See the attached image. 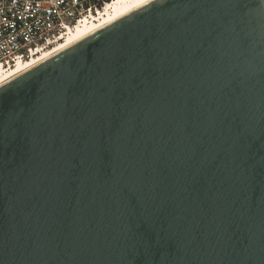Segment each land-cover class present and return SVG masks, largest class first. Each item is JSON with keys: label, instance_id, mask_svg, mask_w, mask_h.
<instances>
[{"label": "water", "instance_id": "1", "mask_svg": "<svg viewBox=\"0 0 264 264\" xmlns=\"http://www.w3.org/2000/svg\"><path fill=\"white\" fill-rule=\"evenodd\" d=\"M0 264H264V0H150L0 85Z\"/></svg>", "mask_w": 264, "mask_h": 264}, {"label": "built area", "instance_id": "2", "mask_svg": "<svg viewBox=\"0 0 264 264\" xmlns=\"http://www.w3.org/2000/svg\"><path fill=\"white\" fill-rule=\"evenodd\" d=\"M114 0H0V69L54 44Z\"/></svg>", "mask_w": 264, "mask_h": 264}, {"label": "bare ground", "instance_id": "3", "mask_svg": "<svg viewBox=\"0 0 264 264\" xmlns=\"http://www.w3.org/2000/svg\"><path fill=\"white\" fill-rule=\"evenodd\" d=\"M143 4V0H114L98 15L82 20L73 28L70 27L53 45L38 48L31 57L19 60L10 67H2L0 85Z\"/></svg>", "mask_w": 264, "mask_h": 264}, {"label": "snow or ice", "instance_id": "4", "mask_svg": "<svg viewBox=\"0 0 264 264\" xmlns=\"http://www.w3.org/2000/svg\"><path fill=\"white\" fill-rule=\"evenodd\" d=\"M143 2L147 3V2H148V0H143Z\"/></svg>", "mask_w": 264, "mask_h": 264}]
</instances>
